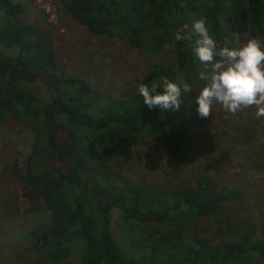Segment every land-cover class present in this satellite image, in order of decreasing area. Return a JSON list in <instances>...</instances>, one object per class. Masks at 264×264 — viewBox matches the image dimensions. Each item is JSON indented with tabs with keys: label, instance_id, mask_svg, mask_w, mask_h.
Wrapping results in <instances>:
<instances>
[{
	"label": "trees",
	"instance_id": "trees-1",
	"mask_svg": "<svg viewBox=\"0 0 264 264\" xmlns=\"http://www.w3.org/2000/svg\"><path fill=\"white\" fill-rule=\"evenodd\" d=\"M230 2L228 10L221 0H60L90 35L124 38L149 52L170 47L186 82L203 90L209 55L228 53L223 31L236 40L248 36L264 67V0ZM21 11L0 0V45L14 52L0 54V124L14 120L33 136L22 196L32 211L41 205L49 215L23 234L35 253L31 264H64L69 256L76 264H264V237L251 226H232V238L217 244L199 235L197 221L207 215L230 228L223 208L234 192L219 191L209 174L197 173L187 188L116 181L109 160L123 147L149 138L165 141L172 153L191 150L184 116L196 96L191 85L179 84L174 70L159 62L134 95L99 94L59 70L51 39L23 24ZM34 83L47 101L27 88ZM114 210L123 248L109 227Z\"/></svg>",
	"mask_w": 264,
	"mask_h": 264
},
{
	"label": "rangeland",
	"instance_id": "rangeland-1",
	"mask_svg": "<svg viewBox=\"0 0 264 264\" xmlns=\"http://www.w3.org/2000/svg\"><path fill=\"white\" fill-rule=\"evenodd\" d=\"M10 1L21 5L19 18L23 24L51 39L59 70L80 78L99 94L134 95L143 77L159 62L174 70L179 84L191 85L196 96L184 109L191 150L172 153L165 141L149 138L123 147L109 160L116 181H146L159 189L187 188L193 186L197 173L205 172L219 191L232 190L235 196L223 208L229 232L222 226V219L207 215L197 221L199 235L217 244L232 238V226H251L264 237V67L257 44L246 35L236 40L221 32L228 53L220 58L209 55L210 78L203 90L186 82L170 47L149 52L134 48L124 38L90 35L67 15L60 0ZM230 1L221 0L222 7L229 10ZM189 19L192 28L198 29L197 21ZM0 54L14 56L12 50L1 45ZM27 88L40 101L48 100L37 83ZM32 143L33 136L23 124L14 120L0 124V264H31L35 253L23 234L45 222L49 215L41 205L32 211L22 196L20 176ZM118 217L119 212L114 210L109 227L116 245L123 248ZM73 260L69 256L64 264H76Z\"/></svg>",
	"mask_w": 264,
	"mask_h": 264
},
{
	"label": "water",
	"instance_id": "water-1",
	"mask_svg": "<svg viewBox=\"0 0 264 264\" xmlns=\"http://www.w3.org/2000/svg\"><path fill=\"white\" fill-rule=\"evenodd\" d=\"M42 238H44V235H42Z\"/></svg>",
	"mask_w": 264,
	"mask_h": 264
}]
</instances>
